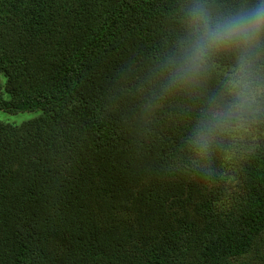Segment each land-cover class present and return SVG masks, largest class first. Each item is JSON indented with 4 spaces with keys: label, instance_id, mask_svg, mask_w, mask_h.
I'll return each instance as SVG.
<instances>
[{
    "label": "trees",
    "instance_id": "trees-1",
    "mask_svg": "<svg viewBox=\"0 0 264 264\" xmlns=\"http://www.w3.org/2000/svg\"><path fill=\"white\" fill-rule=\"evenodd\" d=\"M254 2L0 0V109L41 110L0 122V264H264V95L202 152L239 52L174 79L194 3Z\"/></svg>",
    "mask_w": 264,
    "mask_h": 264
},
{
    "label": "clouds",
    "instance_id": "clouds-1",
    "mask_svg": "<svg viewBox=\"0 0 264 264\" xmlns=\"http://www.w3.org/2000/svg\"><path fill=\"white\" fill-rule=\"evenodd\" d=\"M187 17L189 36L174 69L175 80L198 75L215 51L239 52L236 67L225 85L229 101L222 111L211 112L195 133L194 143L206 152L213 135L252 114L258 97L264 95L256 62L257 50L264 47V0L223 15L215 14L204 3H194L187 10Z\"/></svg>",
    "mask_w": 264,
    "mask_h": 264
},
{
    "label": "rangeland",
    "instance_id": "rangeland-1",
    "mask_svg": "<svg viewBox=\"0 0 264 264\" xmlns=\"http://www.w3.org/2000/svg\"><path fill=\"white\" fill-rule=\"evenodd\" d=\"M3 81L5 77H2ZM5 97H8L5 94ZM41 114V110L35 111H20L16 113L7 112L0 109V122H8L13 124H21L27 120L33 119Z\"/></svg>",
    "mask_w": 264,
    "mask_h": 264
}]
</instances>
